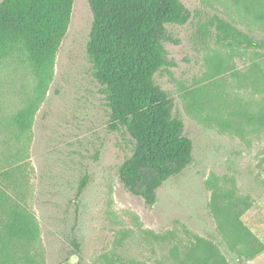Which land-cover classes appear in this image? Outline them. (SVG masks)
<instances>
[{
    "label": "rangeland",
    "instance_id": "374dc122",
    "mask_svg": "<svg viewBox=\"0 0 264 264\" xmlns=\"http://www.w3.org/2000/svg\"><path fill=\"white\" fill-rule=\"evenodd\" d=\"M181 2L191 15L166 25L172 65L153 80L172 98L192 160L157 188L153 205L119 178L133 141L107 128L85 49L87 0H73L43 95L21 45L0 56V264H157L194 236L220 241L227 264H264V249L236 255L215 226L227 209L264 245V50L241 38L227 44L216 26L264 38V0Z\"/></svg>",
    "mask_w": 264,
    "mask_h": 264
},
{
    "label": "trees",
    "instance_id": "16d2710c",
    "mask_svg": "<svg viewBox=\"0 0 264 264\" xmlns=\"http://www.w3.org/2000/svg\"><path fill=\"white\" fill-rule=\"evenodd\" d=\"M87 3L92 19L85 49L109 108L107 128L123 127L133 141L131 154L119 167V178L128 192L153 205L157 188L192 160V141L183 133L182 120L172 115V98L153 80L159 69L172 65L164 48V42L172 40L166 25H183L191 14L181 0ZM72 4L73 0H0V56L21 45L35 73L39 95L51 79ZM216 26L227 44L244 41L264 50V38H251L220 19H216ZM17 117L22 125L29 118L28 111ZM86 181L84 175L76 200ZM223 215L215 226L229 250L236 255L245 252L246 258H251L264 249L243 223L236 220L233 224L227 209ZM71 241L78 251L74 235ZM182 246L180 253L173 252L157 264H227L220 241L213 236H194Z\"/></svg>",
    "mask_w": 264,
    "mask_h": 264
}]
</instances>
